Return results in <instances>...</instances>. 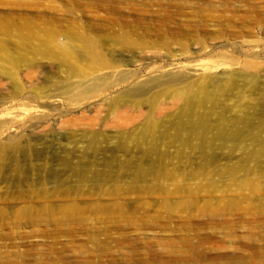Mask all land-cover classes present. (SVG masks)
<instances>
[{"label":"rangeland","instance_id":"374dc122","mask_svg":"<svg viewBox=\"0 0 264 264\" xmlns=\"http://www.w3.org/2000/svg\"><path fill=\"white\" fill-rule=\"evenodd\" d=\"M0 264H264V0H0Z\"/></svg>","mask_w":264,"mask_h":264},{"label":"bare ground","instance_id":"6f19581e","mask_svg":"<svg viewBox=\"0 0 264 264\" xmlns=\"http://www.w3.org/2000/svg\"><path fill=\"white\" fill-rule=\"evenodd\" d=\"M61 57L64 59V60H67V59H69L71 56H72V54L70 53V51L68 50V48L66 49V48H62V53H61ZM62 59V60H63ZM190 88H191V86L190 85H187V89H185V90H183L182 92H181V95H182V97H184V98H187L188 96L191 98V90H190ZM190 94V95H189ZM188 99V98H187Z\"/></svg>","mask_w":264,"mask_h":264}]
</instances>
